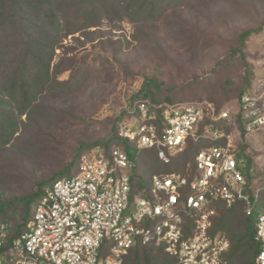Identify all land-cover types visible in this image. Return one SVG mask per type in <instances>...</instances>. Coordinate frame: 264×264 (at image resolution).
Here are the masks:
<instances>
[{
	"label": "rangeland",
	"instance_id": "1",
	"mask_svg": "<svg viewBox=\"0 0 264 264\" xmlns=\"http://www.w3.org/2000/svg\"><path fill=\"white\" fill-rule=\"evenodd\" d=\"M129 1L103 4L99 22L87 27L75 23L79 11L68 1L58 13H46L37 6L41 15H60L62 21L55 29L53 78L36 101L35 112L19 117L23 123L16 137L0 150V205L31 195L41 181L65 172L78 147L110 134L119 116L132 111L140 100L133 97L147 79L160 85L152 90L161 101L167 97L174 103L207 100L219 109L236 111L248 70L254 68L252 79L264 78L259 66L264 51V0H167L160 5L161 13L154 8L152 20L126 14ZM153 1L136 0L134 6L149 2L147 9L153 8ZM6 13L10 18L4 26H9L8 31H0V81L16 71L21 61L18 19L11 16L17 10ZM30 14L36 17L34 9ZM260 27L245 44L248 66L242 52L234 50L243 31ZM227 78L234 83L225 84ZM11 109L17 105L13 103ZM244 140L252 196L258 186L264 187V126ZM150 166V162L139 163L140 185L135 192L139 196L148 197ZM260 200L264 201V189ZM20 214L15 211L12 220L3 222L8 227L1 238L6 240L13 232Z\"/></svg>",
	"mask_w": 264,
	"mask_h": 264
},
{
	"label": "built area",
	"instance_id": "2",
	"mask_svg": "<svg viewBox=\"0 0 264 264\" xmlns=\"http://www.w3.org/2000/svg\"><path fill=\"white\" fill-rule=\"evenodd\" d=\"M259 66L264 73V51ZM130 112L118 126L121 137L139 151L155 149L165 165L197 144L194 164L152 174L145 197L133 195L136 162L124 147L84 151L74 174L44 190L0 264H124L136 245L164 246L179 264H229L230 239L213 230L217 203H240L250 213L260 201L264 187L251 196L242 143L244 134L264 126V78L254 77L236 111L207 100H145ZM256 216V264H264V209ZM7 227L0 226V246Z\"/></svg>",
	"mask_w": 264,
	"mask_h": 264
},
{
	"label": "trees",
	"instance_id": "3",
	"mask_svg": "<svg viewBox=\"0 0 264 264\" xmlns=\"http://www.w3.org/2000/svg\"><path fill=\"white\" fill-rule=\"evenodd\" d=\"M33 1L36 3H31ZM67 1L69 4L74 5L79 11L74 18L75 23L79 22L81 26L87 27L88 25L99 22L103 4L109 3L113 5L115 2L118 3L119 0H0V21H4V23L0 22V31H8L9 28V26L6 28L4 27L6 21H9L10 18L6 11L8 12L9 9L13 11L17 10V13L11 14V16L12 20L18 19L16 23L19 26L18 30L20 32L21 54V61L17 70L3 81H0V150L9 145L16 137L19 127L21 123H23V121L19 120V117L24 114L30 117L32 113L35 112L36 101L53 78L51 73V62L58 43V32H56L55 29L57 28V23L61 24L62 21L60 20V15H41L40 8L46 13H48L49 10L58 13L61 7L67 5ZM166 2L167 0L153 1L151 2V7L153 8L147 9L149 2L146 5H140L136 8V6H134V3H137L136 0H131L124 7V12L126 14L128 12L131 13L132 18L141 16V19L143 17L146 20H152L156 18L152 15L155 11L154 8L160 9L159 13H161L160 5ZM54 3L57 4L56 8ZM39 5L40 8L37 7ZM31 9H34L36 12V17L33 19L30 18ZM50 20H56L57 22H51ZM39 23H42V25ZM261 30L262 27L255 30H245L239 35V46L234 52H242L244 62L248 66L251 64L246 58V41L252 34L260 32ZM251 70L252 71L248 70V73L245 74V85L239 94L240 99L252 86L254 68ZM230 83H234V80L227 78L225 84ZM153 87L159 88L160 85L153 78L147 79L141 91L133 98L135 101L136 99H140L138 101L149 100L154 104L165 102L155 97L154 91L152 90ZM166 102L174 103L175 101L171 97H167ZM13 103L17 105V109H11ZM129 115H132V112L129 111L125 116ZM125 116H123V114L119 116L110 134L78 147L74 154V160L70 166L66 168L64 173L54 175L48 180L41 181L38 185V189L31 195L13 198L0 205V226L4 224L3 222L6 223L8 220H12L15 211H20L21 213L19 217L20 221L15 223V226L12 228L13 232L9 234L5 244L0 246V254L10 250L13 241L24 232L28 223L33 219V203H36L44 193V190L56 180L74 174L77 170L81 154L88 149L101 146L110 153L114 146L120 145L128 151L136 162L131 178L133 195L140 185L138 178L140 170L138 172V168L141 161L151 163L149 172L153 174L168 173L174 170L184 172L185 163L187 161H191L194 164L195 156L199 148L197 144L192 145L185 152L174 157L170 165H165L161 162L157 157L155 149H147L149 151L137 150L134 142L119 135L118 126ZM240 165H242V163ZM247 177L249 179L251 178L249 173H247ZM217 204L220 213L216 218L213 230L214 232L223 230L224 235L230 239L231 243L230 249L224 254V259L229 264H256V258L260 251V244L256 239V214L264 209V201L260 200L255 210L250 213L247 212L240 203L231 208H224L225 206L220 202ZM163 248L164 246L136 245L131 248L129 254L126 256L125 264H179L178 258L166 253Z\"/></svg>",
	"mask_w": 264,
	"mask_h": 264
},
{
	"label": "crops",
	"instance_id": "4",
	"mask_svg": "<svg viewBox=\"0 0 264 264\" xmlns=\"http://www.w3.org/2000/svg\"><path fill=\"white\" fill-rule=\"evenodd\" d=\"M244 137L245 135L243 136V143H242V152H243V155L245 156V140H244ZM247 173H249V171H247Z\"/></svg>",
	"mask_w": 264,
	"mask_h": 264
},
{
	"label": "clouds",
	"instance_id": "5",
	"mask_svg": "<svg viewBox=\"0 0 264 264\" xmlns=\"http://www.w3.org/2000/svg\"><path fill=\"white\" fill-rule=\"evenodd\" d=\"M125 258H126V256H125ZM124 264H125V259H124Z\"/></svg>",
	"mask_w": 264,
	"mask_h": 264
}]
</instances>
